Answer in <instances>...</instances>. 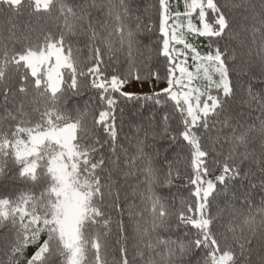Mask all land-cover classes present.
I'll use <instances>...</instances> for the list:
<instances>
[{
    "label": "trees",
    "instance_id": "16d2710c",
    "mask_svg": "<svg viewBox=\"0 0 264 264\" xmlns=\"http://www.w3.org/2000/svg\"><path fill=\"white\" fill-rule=\"evenodd\" d=\"M168 3L170 11H183V0H168ZM217 3L230 20L231 31L226 30L219 46L221 51L227 49L225 59L232 69L230 79L234 95L227 98L219 117L209 121V128L201 132V138L204 147L210 149L219 136L214 145L219 155L211 152L210 155L220 164H239L241 175L231 182L227 194L210 198L207 212L215 218L213 232L222 250L226 241L239 254L238 239L242 236L251 238V254L246 251L237 264H264V172L260 170L264 168V137L260 132L264 122V112L260 108L264 102V53L260 52L264 28L254 19L256 14L264 13V0H217ZM161 18L160 0H53L48 12H35L26 5L19 11L0 5V66L5 73L0 79V132H7L21 120L35 123L45 107H54L73 118L86 112L88 115L82 123L92 128L94 117L106 109L100 100V90L91 85L89 75H78L76 94L65 84L55 104L47 94L41 96L37 93L32 86L30 70L23 64L16 65L11 58L28 47L42 44L47 36H63L65 46H71L72 55L78 62V72L96 62L94 48L99 47L103 61L100 69L105 77H129L128 84L140 86L165 84L168 61L162 52ZM118 26L123 27V45L121 33L116 30ZM253 27L260 28V31L254 33ZM128 31L134 33L131 48L126 39ZM196 43L202 53L209 50L205 38H199ZM5 53L9 57L6 66ZM233 55L235 59H229ZM236 69L246 71L238 73ZM155 72H159L160 80L143 79ZM137 74L141 80L132 78ZM25 76L27 80H24ZM22 86L26 89L24 92L19 91ZM250 88L255 99L249 95ZM157 93H160L159 97ZM157 93L135 94L132 98L119 92L113 94L116 99L114 141L103 126H95L92 135L82 136L77 132L78 142L92 144L99 141L96 156L105 158V170L100 174L111 186V194H108L109 188H105L102 204L110 218L109 226L107 229L102 226L92 229L102 233L104 247L101 255L105 264H123L124 257L128 264H205L207 260V250L203 248L183 257L168 258L169 249L175 250L180 244L194 239L196 230L178 224L176 213L185 210L186 206H194L196 198L195 185L190 182L193 177L191 148L180 137L175 142L170 139L179 127L180 113L167 93ZM226 119L233 125L243 126L237 128V135L251 127L247 146H237L232 159H228L232 144L224 139L232 132L231 127L224 123ZM166 126L168 135L163 134ZM139 148H142V153ZM245 152L248 159L243 157ZM113 158L118 160V168L110 163ZM146 164H150L154 172L155 179L151 184L145 179ZM110 168L111 180L108 179ZM18 172L19 166L8 158L6 173L0 174V197H14L28 190L39 192V183L26 182ZM219 173L217 168L207 178L214 179ZM222 188V185H217L218 191ZM153 198L171 213L166 217L169 227L152 228L150 209ZM218 212L221 214L217 215ZM250 218H254V223H246ZM15 237V229L9 223L0 226V261L3 264H12V260L15 264H28L37 245L29 244L10 260ZM45 239L47 236L42 233L40 240ZM92 257L93 253L89 252L88 264H92Z\"/></svg>",
    "mask_w": 264,
    "mask_h": 264
},
{
    "label": "snow or ice",
    "instance_id": "6c2138e0",
    "mask_svg": "<svg viewBox=\"0 0 264 264\" xmlns=\"http://www.w3.org/2000/svg\"><path fill=\"white\" fill-rule=\"evenodd\" d=\"M52 4L53 0H0V5L17 11L26 5L35 12L41 10L48 12ZM183 4V11L172 12L168 0H160L162 52L168 61L164 77L168 87L162 89V92L167 93L168 97L175 101L176 109L180 113L179 127L175 134H171L170 139L175 142L178 137L182 138L190 146L192 155L193 177L190 182L195 185L196 201L194 206H186L185 210L177 212L176 220L178 224L191 226L196 231L194 239L189 243H182L175 250L169 249L168 258L183 257L203 248L207 250L205 264H237L239 257L246 251L251 254V238L242 236L238 239L239 254L226 241V246L222 250L220 241L213 232L215 218L208 214L207 208L211 202L210 198L215 199L221 194H227L231 182L241 175L240 165L235 163L230 165L227 162L220 164L212 158L210 152L219 155L214 146L219 136L213 141L210 149L204 147L201 138V132H206L209 128V121L219 117L227 98L234 95L230 79L232 69L225 59L227 49L221 51L219 46V40L225 36L226 30L231 31L230 20L217 0H183ZM116 18L120 19L119 14ZM254 19L261 28H264V13L256 14ZM170 20L171 25H169ZM116 30L121 33L120 42L123 45L125 40L123 27L118 26ZM259 31L260 28L253 27L254 33ZM201 37L208 41L209 50L203 53L196 43ZM126 39L128 47L131 48L134 43V33L128 31ZM111 47L109 43V50ZM94 52L96 62L78 72V62L72 55L71 46H65L63 36L59 38L47 36L42 44L35 48L28 47L23 53L13 55L11 58L16 65L23 64L30 70L33 88L41 96L47 94L53 104L59 101L58 94H62L65 84L73 94H76L78 75H89L91 85L100 90V100L106 105V109L99 111L98 116L94 117L92 128L82 123L84 117L88 115L86 112L78 113L73 118L54 107H45L35 123L21 120L7 132H0V174L6 173L7 160L11 158L12 162L19 166L20 177L26 182L40 184L38 193L28 190L14 197H0V226L7 222L16 232L10 260L17 253H22L29 244H36L37 248L28 260V264H88L89 252L93 253L92 264H105L101 255L104 247L102 233L92 229L94 226H102L104 229L109 226L110 218L102 204L105 188L108 187V194H111V186L100 174L105 170V158L103 155L98 158L96 156L99 152L96 146L99 141L92 144L78 142L77 132L79 131L82 136L92 135L95 126H103L104 131L114 141L116 99L113 94L119 92L120 95L128 98H132L133 94L120 91L129 77L112 75L108 78L103 75L100 69L103 62L101 50L95 47ZM260 52L264 53V43ZM229 59H235V56ZM8 62L9 57L5 53L4 66ZM236 71L243 73L246 69H236ZM4 75L3 66H0V79ZM132 78L142 79L138 74ZM152 78L160 80L161 76L159 72H155L143 77V79ZM27 79L28 77L25 76L24 80ZM197 80L206 83L203 86L194 85L193 82ZM25 90L23 86L19 88L20 92ZM159 95L160 93L156 94L157 97ZM249 95L253 99L256 98L251 88ZM260 108L264 112V102L260 104ZM164 119L167 120L168 117ZM59 121L64 123H58ZM224 123L232 129L231 134L224 137L226 142L232 144L228 157L232 159L237 146H247L251 127L237 135V128L243 127L242 125H233L227 119ZM260 132L264 137V122L261 123ZM163 134H169L167 126ZM138 151L142 153V148ZM113 153H115L114 147ZM243 157L248 159L247 152ZM110 163L114 168H118L116 158ZM217 168L220 169L219 175L214 179H208L207 177ZM260 170L264 172V168ZM108 172V179L111 180L112 169H108ZM144 174L146 181L151 184L155 176L150 164H146ZM218 184L223 186L221 191L217 190ZM116 199H119L118 192ZM150 211L153 214L152 228L170 226L166 217H170L171 213H168L155 198L152 200ZM246 223H254V218H250ZM120 227L123 231L122 221ZM42 233L47 236L43 241L40 240ZM148 246L151 247V244ZM0 264H3V261H0ZM12 264H15V260H12ZM123 264H128L126 257L123 259Z\"/></svg>",
    "mask_w": 264,
    "mask_h": 264
},
{
    "label": "rangeland",
    "instance_id": "374dc122",
    "mask_svg": "<svg viewBox=\"0 0 264 264\" xmlns=\"http://www.w3.org/2000/svg\"><path fill=\"white\" fill-rule=\"evenodd\" d=\"M193 19H194V22H196L195 17ZM161 22H162V18H161ZM171 23H172V21L170 20L169 25H171ZM160 25H161V23H160ZM189 64L191 65V61H189ZM190 70H193V69L190 68ZM214 79H218V77H214ZM193 83H194V85H197V86H203L206 82L202 81V80H197V81H194ZM167 87H168L167 82L165 84H163L162 86L158 85L156 83L149 84L147 86H140L138 84L126 83L120 91H122L124 93H131L133 95H135V94L144 95V94L162 92V89L167 88Z\"/></svg>",
    "mask_w": 264,
    "mask_h": 264
}]
</instances>
